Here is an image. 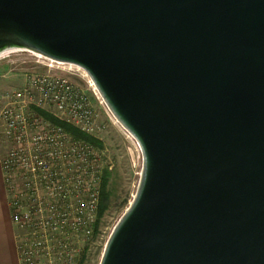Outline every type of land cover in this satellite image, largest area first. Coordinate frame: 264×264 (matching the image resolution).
<instances>
[{
	"label": "water",
	"instance_id": "obj_1",
	"mask_svg": "<svg viewBox=\"0 0 264 264\" xmlns=\"http://www.w3.org/2000/svg\"><path fill=\"white\" fill-rule=\"evenodd\" d=\"M80 68L135 141L98 264H264V0H0V57Z\"/></svg>",
	"mask_w": 264,
	"mask_h": 264
},
{
	"label": "built area",
	"instance_id": "obj_2",
	"mask_svg": "<svg viewBox=\"0 0 264 264\" xmlns=\"http://www.w3.org/2000/svg\"><path fill=\"white\" fill-rule=\"evenodd\" d=\"M29 53L43 69L22 71L20 85L0 92L1 132L7 144L0 165L17 228L18 260L81 264L98 222L105 164L96 145L72 137L39 110L93 137L106 129L110 116L82 70L85 86L53 69L69 64ZM97 106L104 109V119Z\"/></svg>",
	"mask_w": 264,
	"mask_h": 264
},
{
	"label": "rangeland",
	"instance_id": "obj_3",
	"mask_svg": "<svg viewBox=\"0 0 264 264\" xmlns=\"http://www.w3.org/2000/svg\"><path fill=\"white\" fill-rule=\"evenodd\" d=\"M36 60V56L20 50L2 55L0 57V92L20 85L22 71L43 69V66L37 65ZM53 69L58 73L72 76L85 86V78L79 77L83 76L81 69L69 65ZM97 107L104 119V109L101 106ZM109 116L106 129L95 136L102 144L97 147L105 164L103 173L105 171L108 173L105 185V190L108 192L107 207L99 217L96 230L85 248L81 264H98L105 242L129 204L138 180L141 164L138 146L115 122L110 113ZM1 131L0 123V156L7 151V144Z\"/></svg>",
	"mask_w": 264,
	"mask_h": 264
},
{
	"label": "crops",
	"instance_id": "obj_4",
	"mask_svg": "<svg viewBox=\"0 0 264 264\" xmlns=\"http://www.w3.org/2000/svg\"><path fill=\"white\" fill-rule=\"evenodd\" d=\"M2 156H0V159ZM16 232L17 228L10 218V210L0 165V264H19L16 248Z\"/></svg>",
	"mask_w": 264,
	"mask_h": 264
},
{
	"label": "trees",
	"instance_id": "obj_5",
	"mask_svg": "<svg viewBox=\"0 0 264 264\" xmlns=\"http://www.w3.org/2000/svg\"><path fill=\"white\" fill-rule=\"evenodd\" d=\"M39 113L44 118L48 119L49 121L63 126L66 129V131L72 137L89 141V142L93 143L96 146H101L102 145L101 141L98 140L97 138H95L93 136H90V135L80 131L79 129L67 124L66 122H64L62 120H59L58 118L54 117L53 115H50L49 113H47V112H45L43 110H39ZM107 177H108V173L105 171L103 173V175H102L101 190H100V203H99V208H98V220H99V217L102 214L103 210L107 207L106 200H107V197H108V192L105 190ZM96 227H97V225H96ZM95 230H96V228H95Z\"/></svg>",
	"mask_w": 264,
	"mask_h": 264
}]
</instances>
